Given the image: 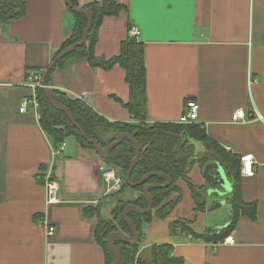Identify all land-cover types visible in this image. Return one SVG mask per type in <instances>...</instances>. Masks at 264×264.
I'll return each mask as SVG.
<instances>
[{
    "label": "crops",
    "instance_id": "obj_1",
    "mask_svg": "<svg viewBox=\"0 0 264 264\" xmlns=\"http://www.w3.org/2000/svg\"><path fill=\"white\" fill-rule=\"evenodd\" d=\"M95 1L101 0L79 3L84 7ZM119 1L127 10L104 18L95 52L107 60L117 56L121 42L138 28L135 37L143 44L146 68L145 124L179 123L187 101L196 100L195 123L206 135L228 153L239 158L252 153L256 160V174L241 175L243 198L256 204L257 216L240 217L232 232L236 244L171 234L170 222L179 218L192 220L199 233L230 223L226 197L233 182L225 168L195 164L188 180L180 181L181 200L171 215L145 225L137 264H150L152 247L160 244L173 246L182 264H264V0ZM74 25L64 0H26L22 18L0 22V264H106L96 230L99 219L112 218L117 203L112 194L118 188L100 176L103 157L67 138L54 164L59 201L46 203L45 166L53 144L32 104L21 111L23 99L34 93V76L43 75ZM49 85L81 99L110 122H140L126 106L130 86L119 64L103 69L71 58L56 67ZM239 108L245 110V122L232 118ZM194 144L197 153L206 151L204 143ZM224 202L227 217H212L197 227L205 211ZM199 203L205 209L197 212ZM177 208L184 211L174 217ZM42 218L55 226L53 236H46Z\"/></svg>",
    "mask_w": 264,
    "mask_h": 264
},
{
    "label": "trees",
    "instance_id": "obj_2",
    "mask_svg": "<svg viewBox=\"0 0 264 264\" xmlns=\"http://www.w3.org/2000/svg\"><path fill=\"white\" fill-rule=\"evenodd\" d=\"M68 1L73 7L80 6V0ZM66 6L75 17V25L55 58L67 47L78 43L88 26V17L84 12L75 11L67 4ZM25 7L26 0H0V22L11 24L22 18L25 14ZM84 8L90 10L93 15V25L87 41L62 58L56 67H62L71 58H85L91 66L103 69H111L119 64L125 70L126 80L130 86L131 98L126 106L134 118L140 121L136 125L110 122L81 99L72 100L60 90L53 88L54 98L71 110L76 122L103 148L115 142L118 135L122 133L132 134L140 146V158L131 173V183L127 181V175L136 152L134 144L129 138L122 139L116 147L109 151L107 156L102 158L105 165L116 167L118 175L123 179L121 186L112 194L117 197V203L112 210V218L107 221L102 218L98 220L96 239L105 250L106 264H112L115 259V253L108 247L109 235L112 232L120 231L133 237V232L124 218L125 209L129 205H135L142 209L149 205V200L144 194L145 185H154L149 189L154 198L153 209L145 214L136 210L128 212V217L136 226L140 239L135 244H129L121 237L113 238V243L121 253L119 264L138 263L137 254L142 243L145 225L156 219H166L171 215L181 200L180 181L188 180V174L195 164H199L203 168L207 163L215 161L221 163L225 168L228 178L233 182V190L226 197V201L231 205L230 223L226 227L209 228L199 233L192 227V220L179 218L170 222L172 235H191V240L216 243L234 231L241 216L245 215L251 220H255L257 216L256 204L248 203L243 198L241 159L239 157L228 153L223 147L212 141L199 124H145L147 119L146 68L143 44L135 36L129 35L121 42L120 53L117 56L107 60L96 55L99 29L104 18L120 15L122 11L127 10V6L120 3L119 0H101L91 2ZM56 67L48 75V84H51V75ZM35 91L40 104L39 122L52 141L53 147L56 148L67 138L74 137L80 146L95 150L93 144L85 140L80 130L72 124L65 111L52 106L43 87H37ZM196 141L204 143L207 146L206 151L197 153L194 144ZM41 169H44V165ZM150 172H158V174L150 176L145 183L140 184L143 177ZM166 175L171 178V183L168 186H164L167 182ZM40 179L43 181L42 174ZM176 194H178V198H174ZM192 194L194 199L199 198L197 192L193 191ZM204 209L205 206L201 203L195 207L197 212ZM173 250L174 248L170 244L154 245L150 264H182L183 260L176 257Z\"/></svg>",
    "mask_w": 264,
    "mask_h": 264
},
{
    "label": "water",
    "instance_id": "obj_3",
    "mask_svg": "<svg viewBox=\"0 0 264 264\" xmlns=\"http://www.w3.org/2000/svg\"><path fill=\"white\" fill-rule=\"evenodd\" d=\"M66 2V4L69 6V7H73L72 4L68 1V0H64ZM73 9L75 11H80V12H84L87 17H88V26L87 28L85 29L84 33H83V36L81 38V40L76 43V44H73L69 47H67L63 52H61L56 58H54V60L52 61V63L48 66V68L45 70V72L43 73L42 75V80H41V84H42V87L44 88L45 92H46V95H47V98L49 100V102L52 104V106H54L55 108H58V109H61L63 111H65V113L67 114L68 118L71 120L72 124L80 130V133L81 135L83 136V138L85 140H87L88 142L92 143L94 148L97 150V152L102 156V157H105L108 155L109 151L111 149H113L114 147H116L122 139L124 138H129L134 146H135V158L134 160L132 161V164H131V167H130V170L128 172V175H127V181L129 183H131L130 181V176H131V173L135 167V165L137 164V162L139 161V158H140V146L138 144V142L134 139V136L130 133H122L120 134L116 141L113 142L112 144H109L108 146H106L105 148H103L96 139L94 138H91L83 129L82 127L76 122V120L74 119V116L71 112V110L65 106L64 104H62L61 102L57 101L55 98H54V92H53V89H51L50 85L48 84L47 82V78H48V75L49 73L56 67L57 63L64 57H66L69 53H71L74 49H76L78 46H81L83 45L86 41H87V38L89 36V32H90V29L93 25V15H92V12L88 9H85L84 7H73ZM220 163L219 162H209L207 163L205 166H207L208 168L209 167H214L216 170L219 169L220 170ZM158 174V172H150L148 174H146L143 179L139 182L140 184H143L147 181V179L152 176V175H156ZM167 182L164 184V186H168L170 183H171V178L169 176H167ZM216 180H218L219 178L218 177H215ZM223 179H225V175L223 176ZM219 181V180H218ZM154 185L152 184H146L145 185V188H144V194L146 195V197L148 198L149 200V205L147 208L145 209H142L138 206H135V205H129L126 209H125V212H124V218L126 220V222L128 223L130 229L132 230L133 232V237H131L130 235L124 233V232H120V231H115V232H112L109 237H108V247L110 248L111 251H113L115 253V259L113 261L112 264H119L120 262V258H121V253H120V250L119 248L113 243V238L114 237H121L125 242L129 243V244H135L139 241L140 239V234L136 228V226L134 225V223L132 222V220L128 217V212L130 210H136L140 213H147V212H150L152 211L153 209V204H154V198L152 197V195L150 194L149 192V189L151 187H153Z\"/></svg>",
    "mask_w": 264,
    "mask_h": 264
},
{
    "label": "built area",
    "instance_id": "obj_4",
    "mask_svg": "<svg viewBox=\"0 0 264 264\" xmlns=\"http://www.w3.org/2000/svg\"><path fill=\"white\" fill-rule=\"evenodd\" d=\"M138 28L134 27L130 30L131 36H138ZM36 82L32 85L35 89L37 87H42L41 80L42 76L35 75ZM61 91V90H60ZM62 92V91H61ZM66 96H69L71 99H78L75 96H72L71 93L67 91H63ZM32 104L37 116L39 117L40 113V104L36 96V91L30 98H24L21 104V111L26 112L28 110V105ZM200 111V104L196 100H188L186 103V111L179 118L178 122L182 124H190L198 121ZM235 122H245V110L243 108H239L235 111L232 116ZM66 146V142L64 141L58 147H53L52 149V158L46 163L45 166V187H46V203L50 204L53 202L59 201V190L60 183L53 176L54 173V164L55 158L58 155L63 154L64 148ZM241 173L243 176H254L256 174V160L252 153H247L241 156ZM100 176L106 181H114L115 185L119 188L123 179L118 175L117 168L113 165H106L100 168ZM39 223L44 226L46 231V236L51 237L55 234L56 228L52 224L46 220V218H42L39 220ZM236 236L231 233L225 236L224 240L221 243L227 244H236L237 243Z\"/></svg>",
    "mask_w": 264,
    "mask_h": 264
},
{
    "label": "rangeland",
    "instance_id": "obj_5",
    "mask_svg": "<svg viewBox=\"0 0 264 264\" xmlns=\"http://www.w3.org/2000/svg\"><path fill=\"white\" fill-rule=\"evenodd\" d=\"M72 100H76V99H72ZM201 148H203V146L200 144L199 145V149H201ZM210 208H212V207H210ZM183 211H184L183 209L177 208L175 210V212L173 213V216L174 217H179ZM185 211H187L186 208H185ZM228 214H229V206L227 205V203L225 204V202H224V204L221 207H218V208L213 209V210L205 211V215L202 214L198 218L197 227L203 225L205 222L209 223L210 222V219L212 217L213 218H215V217H217V218H224V217H227Z\"/></svg>",
    "mask_w": 264,
    "mask_h": 264
}]
</instances>
